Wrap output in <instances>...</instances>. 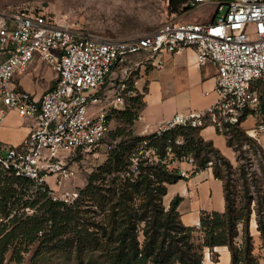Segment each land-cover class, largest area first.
<instances>
[{
	"label": "built area",
	"instance_id": "built-area-1",
	"mask_svg": "<svg viewBox=\"0 0 264 264\" xmlns=\"http://www.w3.org/2000/svg\"><path fill=\"white\" fill-rule=\"evenodd\" d=\"M187 4L210 5L212 20L179 22L171 14L154 32L136 39H114L73 28L62 16L30 4L0 7V121L15 111L34 122L20 146L0 145V168L29 179L34 190L46 192L52 200L66 204L75 200L78 191L56 196L47 179L53 178L61 187L74 176L65 158L101 147L110 131L109 110L125 107L127 99L136 95L127 76L111 84L107 108L100 106L109 98L101 90L114 70L136 54L144 58L139 64L160 68L164 55L190 48L198 64L210 62L216 67V102L201 111L175 114L155 133L176 126H212L229 137L232 127L250 118L254 132L264 134V0H187ZM35 60L56 74L55 86L39 99L12 86ZM136 66L130 67L135 70ZM93 106L99 108L92 111ZM182 143L180 136L175 139V144ZM135 155L134 164L139 157L159 160L146 140ZM166 155L162 162L167 169L177 170L182 177L203 171L192 154L175 159L168 147ZM174 162L189 169L173 167Z\"/></svg>",
	"mask_w": 264,
	"mask_h": 264
},
{
	"label": "trees",
	"instance_id": "trees-1",
	"mask_svg": "<svg viewBox=\"0 0 264 264\" xmlns=\"http://www.w3.org/2000/svg\"><path fill=\"white\" fill-rule=\"evenodd\" d=\"M179 5L181 11L193 7L187 0H171L170 12L176 13ZM128 106H134L135 112L126 109ZM142 106L141 96L136 94L127 99L124 111H118L127 117L130 128ZM111 113L107 116L109 121ZM237 129L232 127L230 135ZM198 131L199 128L176 126L143 137L135 135L132 129L109 131L107 136L118 141L109 144L104 162L88 174L84 186L78 189V197L70 204L52 200L40 190L34 192V200L23 201L27 188H33L32 182L0 168V264L8 253L11 260L19 263L20 252L34 243L70 250L78 262L85 259L86 264H203L204 250L213 252L218 246L227 247L230 264H258L242 213L251 198L243 203L239 196V201L240 193L233 191L216 165L212 168L211 153L218 156L226 169H233ZM179 136L183 140L181 145L175 144ZM143 140L155 149L158 161L139 157L133 163ZM226 141L230 146V141ZM168 147L175 159L192 154L198 169L210 167L223 182L222 213L201 212L197 226H186L177 210L181 197L175 196L168 207L164 206L167 185L185 179L162 162ZM26 209L31 213L27 214ZM239 224L245 232L242 249L234 245ZM259 228L264 234V228Z\"/></svg>",
	"mask_w": 264,
	"mask_h": 264
},
{
	"label": "rangeland",
	"instance_id": "rangeland-1",
	"mask_svg": "<svg viewBox=\"0 0 264 264\" xmlns=\"http://www.w3.org/2000/svg\"><path fill=\"white\" fill-rule=\"evenodd\" d=\"M171 0H0V7L19 6L30 4L36 9H41L55 16H62L66 23L73 28H77L86 32L101 34L114 39H136L143 35L154 32L171 14H175V18L179 22H208L213 17V7L207 4H201L196 7L181 11L180 5L176 13L170 12ZM184 2V0H179ZM144 58L142 55H132L127 61L116 68V74L113 75L112 84H116L119 79L124 76L126 68L132 66L135 62H140ZM134 71L129 75V81H132ZM132 77V78H131ZM105 84L102 90L113 89V85ZM110 98L111 93H109ZM107 106V102L102 103ZM131 105V104H130ZM132 106V105H131ZM126 107V109L131 108ZM97 108V107H96ZM110 131L114 133L116 130H130L127 125V117L120 114L119 110H109ZM120 111H124L121 109ZM135 112L134 106L131 108ZM237 130L232 135L225 137L230 141V149L232 150V159L228 160L221 153L220 155L227 159L233 169L228 170L219 160L216 154L211 153L213 161L212 168L216 165L224 179L232 185L233 191L240 193V197L244 201L249 199L248 204L243 209V217L245 218L247 233L250 237L252 249L254 246V236L251 233L258 231L261 244L264 245V234L260 232V228H264V134H256L253 130V121L248 118L242 125H238ZM248 134H247V133ZM255 135V138L253 137ZM118 140H114L112 135L106 136L101 147L91 152H74L65 158L66 167L72 169L74 176L66 180L61 187L54 184L53 178H48V187L52 189L54 195L58 196L62 192L78 191L85 184V179L91 172L100 166L109 149V144L114 145ZM18 147V146H16ZM61 155H67L62 153ZM34 190L28 187L25 200H34ZM240 196V197H239ZM246 196V197H245ZM23 205V204H22ZM237 208L239 204L237 203ZM30 214V209L25 210ZM252 220L256 222L255 230L250 229ZM238 227V235L234 238L236 247L244 248V227ZM253 252V250H252ZM21 261L16 263L10 259L11 254L8 253L3 264H86L84 259L78 262L75 253L64 248H50L49 246L38 245L34 243L27 247L26 250L20 252Z\"/></svg>",
	"mask_w": 264,
	"mask_h": 264
},
{
	"label": "crops",
	"instance_id": "crops-1",
	"mask_svg": "<svg viewBox=\"0 0 264 264\" xmlns=\"http://www.w3.org/2000/svg\"><path fill=\"white\" fill-rule=\"evenodd\" d=\"M212 18L208 21L210 22ZM204 22V23H208ZM3 58L0 57V60ZM135 70L126 68L129 75L134 71L130 86L136 94L141 96L143 103L131 127L133 133L143 137L153 134L160 125L170 121L175 114H185L189 111H201L213 105L217 100L216 67L207 62L198 64L192 49L186 48L174 54H166L162 57L160 68L139 64ZM116 69L109 77L112 82ZM129 74V75H127ZM56 84L55 72L42 61H33L26 72L15 78L12 86L39 99L41 95ZM112 84V83H109ZM107 106L112 98L109 90ZM102 101V103H103ZM107 108L106 106L100 105ZM97 107V108H96ZM99 106H93L96 111ZM120 107L116 110L124 109ZM34 122L31 119L20 118L15 111H9L0 121V145L20 146L27 136ZM199 136L204 141H210L228 160L232 159V150L227 144L226 138L220 135L212 126L199 128ZM173 167L189 169L184 163L174 162ZM181 197L178 205L181 221L186 226H197L201 212L222 213L225 208L223 182L213 175L211 168L192 174L174 184L167 185V191L163 197V204L168 207L175 197ZM256 222L252 220L250 229L255 230ZM254 236L253 254L258 258V264H264V245L261 244L258 231L251 233ZM230 253L225 246L213 248V252L204 250L203 264H230Z\"/></svg>",
	"mask_w": 264,
	"mask_h": 264
}]
</instances>
